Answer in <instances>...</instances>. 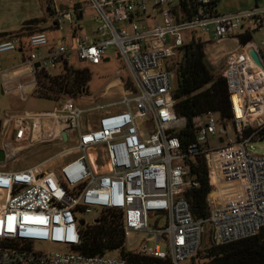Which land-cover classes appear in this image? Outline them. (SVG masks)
<instances>
[{"label":"built area","instance_id":"obj_1","mask_svg":"<svg viewBox=\"0 0 264 264\" xmlns=\"http://www.w3.org/2000/svg\"><path fill=\"white\" fill-rule=\"evenodd\" d=\"M43 1L51 16L46 30L0 40L3 79L2 55H20L21 66L13 73L22 100L37 87V72L60 74L83 69L81 63L109 62L110 46L124 59L128 76L118 77L110 91L61 96L53 111L0 119V136L11 140L0 147V264H138L73 250L81 243L79 214L94 210L100 215L93 223L104 210L119 211L125 234L145 235L130 251L172 264L189 262L205 243L223 245L258 235L264 229V154L251 150L264 127V42L263 47L253 41L243 46L241 38L255 31L264 35V0L234 13H219V0H86V7ZM87 10L97 23L92 36L81 33L78 24ZM66 22L73 25L70 34L54 36ZM197 30L211 36L205 46L212 57L220 43L238 45L220 69L232 118L223 121L214 112L195 116L196 138L185 146L180 134L187 120L175 111L173 61L188 42L184 35L192 38ZM12 80L4 82L9 86ZM111 96L118 100L98 102ZM87 101L94 104L83 105ZM249 128L255 131L248 134ZM39 144L69 145L58 155L20 166V158ZM63 156L71 157L53 163ZM198 156L206 158L212 186L205 220L194 218L187 199L197 185L188 160ZM44 244L63 251H44Z\"/></svg>","mask_w":264,"mask_h":264},{"label":"trees","instance_id":"obj_2","mask_svg":"<svg viewBox=\"0 0 264 264\" xmlns=\"http://www.w3.org/2000/svg\"><path fill=\"white\" fill-rule=\"evenodd\" d=\"M42 20L34 19L25 22L19 33L23 36L46 30ZM33 28L38 30L30 31ZM12 34H2L0 40ZM252 42V35H243V46ZM176 74L174 90L175 111L179 117L187 120V127L181 132L185 146L195 141L193 118L197 115L214 112L224 120L232 118L231 103L225 79L216 74L210 66L205 42L193 36L185 43L178 54V61L173 66ZM37 87L33 94L50 99L61 96L78 97L83 91H88L91 73L86 69L71 71L67 69L60 74H49L46 71L37 72ZM255 130L249 128L248 134ZM255 140H264V127L257 130ZM190 173L196 179L187 194L193 216L196 220H205L209 215L207 196L212 190L207 161L204 156L188 160ZM126 234L121 223L119 211L104 210L97 223L85 225L81 222V243L73 250L86 255H110L116 253L121 258L138 264H172L169 260L139 256L125 247ZM206 246V247H205ZM203 264H264V229L256 236L240 241L213 245L207 243L197 256L188 264H199L197 259L202 255Z\"/></svg>","mask_w":264,"mask_h":264},{"label":"rangeland","instance_id":"obj_3","mask_svg":"<svg viewBox=\"0 0 264 264\" xmlns=\"http://www.w3.org/2000/svg\"><path fill=\"white\" fill-rule=\"evenodd\" d=\"M59 2L67 5L69 3L79 2L82 7H86V0H58ZM256 0H219L217 3V10L219 13H234L243 10L253 9L256 6ZM42 20L43 28H46L51 22V16L47 12L46 4L43 0H0V36L2 34H16L20 32V29L24 26L25 22L30 20ZM78 24L81 27V33H85L88 36L93 35V29L97 27V23L94 21L93 14L90 10H87L83 18L79 19ZM63 30L54 34L56 37H61L63 35H68L71 32L70 23H64ZM38 30V28H33L30 31ZM197 38H201L204 42L211 39V36L204 33L202 30H197L195 33ZM186 41L191 40L190 33L184 35ZM171 41L170 37L167 38V44ZM252 41L258 46L263 47L262 42H264V35L262 32H253ZM237 44L233 41H226L214 46L211 51L217 52V55L211 56L207 53L208 62L216 74H221V68L225 55L229 51H233L237 48ZM106 58H109V62H102L100 65L94 66L87 63H81L80 67L86 68L91 73V81L88 85L89 94H95L100 92L102 89L108 91L113 90L117 87L118 77L127 78L128 73L125 65V61L122 57H119L118 51L115 46H110L106 53ZM3 70L6 73L4 79L0 76V119L5 120L6 114L12 113H36L40 111H53L58 105L55 99L39 97L35 94H28L26 100H22L18 92L15 91V85L18 83L19 79H15L13 74L14 70L21 66V59L18 52H8L2 55ZM176 61H178V56L175 57L173 61V66ZM55 73V72H51ZM118 74V76H117ZM13 79L8 85L4 80ZM28 81L29 78H26ZM29 83V82H28ZM176 86V81H173ZM29 89V85L27 90ZM118 96H111L108 98H100L98 102L102 105L117 101ZM94 102H84L83 105L89 106L93 105ZM117 108H114L116 110ZM86 123V119L84 120ZM9 137L0 136V147L6 143H10ZM71 144V143H70ZM69 145V144H68ZM68 145H63L61 147L48 146L44 144H39L34 146L33 150L26 152L18 161L20 166H31L33 164L39 163L48 157L58 155V153ZM213 145H217V142L213 141ZM252 153L254 154H264V140H254L252 142ZM71 156L57 157L54 159V164H59L62 160L67 159ZM100 215V210H94L92 213L79 214V217L83 219L85 225L92 224ZM149 224L154 225V220L150 219ZM163 221L159 223L162 225ZM145 235L143 233L129 232L126 234L125 247L127 250H132L140 245L142 240H144ZM207 245V243H205ZM204 244V245H205ZM161 249L165 251V245L160 244ZM206 247V246H205ZM44 251H58L61 252L63 249L57 245L44 244L40 247ZM111 256H116V253H111ZM202 255L197 259L199 264L204 263ZM189 262L185 263L188 264Z\"/></svg>","mask_w":264,"mask_h":264},{"label":"water","instance_id":"obj_4","mask_svg":"<svg viewBox=\"0 0 264 264\" xmlns=\"http://www.w3.org/2000/svg\"><path fill=\"white\" fill-rule=\"evenodd\" d=\"M250 54H251L252 58L254 59V61L258 65L262 66V63L260 61V57H259L258 53L254 49H251L250 50ZM38 66L39 65L37 64L36 67H38ZM3 159H4V151L3 150H0V161H2Z\"/></svg>","mask_w":264,"mask_h":264},{"label":"crops","instance_id":"obj_5","mask_svg":"<svg viewBox=\"0 0 264 264\" xmlns=\"http://www.w3.org/2000/svg\"><path fill=\"white\" fill-rule=\"evenodd\" d=\"M14 74V73H13Z\"/></svg>","mask_w":264,"mask_h":264}]
</instances>
